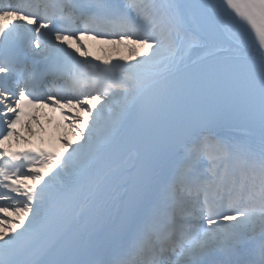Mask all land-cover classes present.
<instances>
[{"label":"snow or ice","instance_id":"1","mask_svg":"<svg viewBox=\"0 0 264 264\" xmlns=\"http://www.w3.org/2000/svg\"><path fill=\"white\" fill-rule=\"evenodd\" d=\"M0 264H264V0H0Z\"/></svg>","mask_w":264,"mask_h":264},{"label":"bare ground","instance_id":"2","mask_svg":"<svg viewBox=\"0 0 264 264\" xmlns=\"http://www.w3.org/2000/svg\"><path fill=\"white\" fill-rule=\"evenodd\" d=\"M83 42L86 43L85 40H84ZM115 47H119V48H120L119 50L124 49V48L126 49V47L123 46V45H113V48H115ZM92 49H93L94 52L98 53V55H99L100 57H115V56H119V54H115V55H114V53H113V54H110V55H107L109 52H113V51H114V49H112V48H107V47H106V48H103V47H101V48H99V49L97 50L96 47H95L94 45H92ZM41 122L46 123V114H44V115L42 116V118H41ZM32 127L35 128L36 131L39 130V128H38V127H39L38 124H33ZM65 130H66V132L72 134V132H71V130H70L69 127H67V129H65ZM26 133H28V132L26 131Z\"/></svg>","mask_w":264,"mask_h":264},{"label":"rangeland","instance_id":"3","mask_svg":"<svg viewBox=\"0 0 264 264\" xmlns=\"http://www.w3.org/2000/svg\"><path fill=\"white\" fill-rule=\"evenodd\" d=\"M113 49H116L117 50V49H120V48L118 47V48H113ZM116 50H114V51H116ZM117 53H119L120 55L127 54L128 53V49H121Z\"/></svg>","mask_w":264,"mask_h":264}]
</instances>
